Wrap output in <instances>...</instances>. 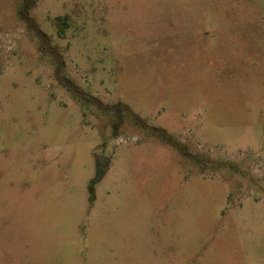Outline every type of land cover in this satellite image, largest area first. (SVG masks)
<instances>
[{"label":"rangeland","instance_id":"rangeland-1","mask_svg":"<svg viewBox=\"0 0 264 264\" xmlns=\"http://www.w3.org/2000/svg\"><path fill=\"white\" fill-rule=\"evenodd\" d=\"M0 264H264V0H0Z\"/></svg>","mask_w":264,"mask_h":264},{"label":"water","instance_id":"water-1","mask_svg":"<svg viewBox=\"0 0 264 264\" xmlns=\"http://www.w3.org/2000/svg\"><path fill=\"white\" fill-rule=\"evenodd\" d=\"M105 171H106V168H104L103 173H102V172H99V174H98L96 180H100L101 177L103 176V174L105 173Z\"/></svg>","mask_w":264,"mask_h":264}]
</instances>
